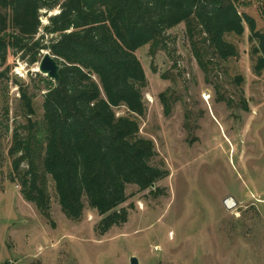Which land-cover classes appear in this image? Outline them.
<instances>
[{"label": "rangeland", "instance_id": "1", "mask_svg": "<svg viewBox=\"0 0 264 264\" xmlns=\"http://www.w3.org/2000/svg\"><path fill=\"white\" fill-rule=\"evenodd\" d=\"M238 9L264 29V0H240ZM58 12L42 11L43 26ZM228 41L237 57L223 61L202 44L199 57L182 24L168 31L162 50L136 52L148 82L145 111L115 112L138 121L169 176L145 191L129 186L118 209L128 222L104 236L95 210L76 222L64 215L51 179L48 217L11 181L13 133L27 124V103L31 120L42 122L56 83L39 72L47 51L34 65L10 53L0 76V264H264V71H254L247 25Z\"/></svg>", "mask_w": 264, "mask_h": 264}, {"label": "trees", "instance_id": "2", "mask_svg": "<svg viewBox=\"0 0 264 264\" xmlns=\"http://www.w3.org/2000/svg\"><path fill=\"white\" fill-rule=\"evenodd\" d=\"M239 1L0 0V76L9 70L3 68L12 52L34 65L42 51H50L60 65V82L44 97L42 122L31 120L34 110L27 103V124L13 133L10 178L21 185L23 198L48 217L51 179L69 220L95 210L103 217L96 227L101 236L126 224L128 211L118 209L128 201V187L145 191L169 176L154 163L155 145L140 134L138 121L115 112L122 106L137 115L145 111L148 82L136 52L148 45L162 50L168 31L184 24L199 57L202 44L228 61L238 56L228 38L242 36L247 25L260 75L264 29L240 13ZM54 10L59 12L43 26L42 11ZM41 29L45 35L38 38ZM46 35L52 36L48 42ZM3 181L0 169V187Z\"/></svg>", "mask_w": 264, "mask_h": 264}, {"label": "water", "instance_id": "3", "mask_svg": "<svg viewBox=\"0 0 264 264\" xmlns=\"http://www.w3.org/2000/svg\"><path fill=\"white\" fill-rule=\"evenodd\" d=\"M43 54L44 56L39 64V72L53 80L56 85H58L60 82V65L56 57L53 56L50 51ZM131 264H138L137 259L133 258Z\"/></svg>", "mask_w": 264, "mask_h": 264}]
</instances>
